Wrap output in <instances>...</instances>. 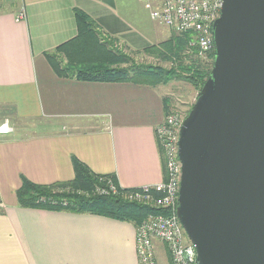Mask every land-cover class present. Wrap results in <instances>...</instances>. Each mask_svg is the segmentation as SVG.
Instances as JSON below:
<instances>
[{
	"label": "crops",
	"instance_id": "crops-1",
	"mask_svg": "<svg viewBox=\"0 0 264 264\" xmlns=\"http://www.w3.org/2000/svg\"><path fill=\"white\" fill-rule=\"evenodd\" d=\"M138 1L0 0V103L25 121L5 118L12 131L0 134V264H139L132 223L21 207L15 194L22 177L43 184L72 179L73 158L97 175H114L121 188L163 179L155 128L173 109L158 84L59 77L44 56L77 35L74 8L92 18L99 37L145 52L141 43L151 33L140 29ZM20 9L24 17L16 20ZM151 30L155 44L172 34Z\"/></svg>",
	"mask_w": 264,
	"mask_h": 264
},
{
	"label": "water",
	"instance_id": "water-1",
	"mask_svg": "<svg viewBox=\"0 0 264 264\" xmlns=\"http://www.w3.org/2000/svg\"><path fill=\"white\" fill-rule=\"evenodd\" d=\"M179 129L176 214L198 264H264V0H222Z\"/></svg>",
	"mask_w": 264,
	"mask_h": 264
},
{
	"label": "trees",
	"instance_id": "trees-1",
	"mask_svg": "<svg viewBox=\"0 0 264 264\" xmlns=\"http://www.w3.org/2000/svg\"><path fill=\"white\" fill-rule=\"evenodd\" d=\"M74 19L77 35L44 53L53 72L59 77L90 82L129 81L152 85L166 84L176 78L185 79L200 90L209 75L214 46L209 53L212 58L209 66L195 56V59H189V64L183 61L185 59L182 55L183 47H186L192 38L189 32H173L171 37L161 43L162 48L155 51L160 55L166 53L167 58L173 56L176 60L172 61L169 69H165L152 64L132 63L130 56L112 46L115 45L112 40L98 36L96 23L83 10L74 8ZM129 61L130 68L121 65ZM166 101H169L168 98ZM166 106L168 107V104ZM73 170L72 179L47 184L35 183L22 177L21 184L15 192L18 206L93 213L130 222L135 228L149 214L159 213L155 207L130 199L127 194L134 188H121L114 175H97L75 158ZM107 178H111L119 190L116 193L99 194L95 187L99 184L106 186ZM0 212H3L1 208Z\"/></svg>",
	"mask_w": 264,
	"mask_h": 264
},
{
	"label": "built area",
	"instance_id": "built-area-1",
	"mask_svg": "<svg viewBox=\"0 0 264 264\" xmlns=\"http://www.w3.org/2000/svg\"><path fill=\"white\" fill-rule=\"evenodd\" d=\"M157 23L176 33L189 32L192 38L187 47L204 63L214 43L212 25L220 15L222 0H140ZM24 17L23 9L16 20ZM211 59V58H210ZM185 114L171 111L156 125L155 133L163 156L164 177L154 184H146L129 191L127 196L159 210L149 214L136 228V252L139 264H157L154 241L163 242L172 264H198L196 249L187 237L176 214L181 164L178 159L179 129ZM12 131L7 120L0 122V134ZM107 185H96L99 194L116 193L119 187L111 178Z\"/></svg>",
	"mask_w": 264,
	"mask_h": 264
},
{
	"label": "rangeland",
	"instance_id": "rangeland-1",
	"mask_svg": "<svg viewBox=\"0 0 264 264\" xmlns=\"http://www.w3.org/2000/svg\"><path fill=\"white\" fill-rule=\"evenodd\" d=\"M138 3L141 5V8H138L139 16L141 18L140 29L142 30L143 34L149 35L151 33L150 38L145 39V41H142V43H141V44L145 43L146 45L148 44V47L144 48L147 51L134 54V53H130V52L126 51L121 46H116L113 44H112V46L115 47L116 49H118L121 53H124V54L130 56L132 59V63H134L136 65L152 64V65L158 66L157 68L162 67L165 69H169V67H171V65H172V61H176V60H174L173 56H171V58L170 57L167 58L166 53L165 54L162 53V55H160L157 52H155V51H158L157 49L162 48L161 43L163 41L155 44L154 42H156V40H159V39H155V37H157L155 32L152 33V30H151V32H149V29H152L155 26L158 29V35H159L162 32L161 28L166 29L167 31H168V28L166 26H158V23L150 17L149 10L143 6V4L140 0L138 1ZM125 13H126V9L124 8L121 11L120 15L125 16ZM172 33H173V31H172ZM187 46H189V45L187 44L186 47H183L184 49L182 48L183 49L182 55L185 58L183 61L185 63L189 64V59L192 60L194 58V56H196V55L193 54L191 52L190 48ZM204 61H205V65L209 66V64L212 63L211 62L212 58L210 59L209 57H206L204 59ZM174 64H175V62H174ZM121 65L125 66V68L128 69V68H130L129 65H131V61H129L127 63L125 62ZM157 92L164 94V96L166 98H168L169 102L170 101L172 102V109L173 110L179 111L180 113L186 115L188 110L191 108L192 104L195 102L196 97L199 94V89L194 87V85L192 83H190L189 81H187L185 79L173 78L166 84L159 83L157 86ZM3 94H4V92L0 93V97L2 99L4 98ZM11 95H15L16 99H20L19 95L16 94L15 91ZM14 109H16V108H14ZM15 112L10 107L8 108V106H6V104L0 103V122L5 120V118H8V120L10 122H13V121H11V118L13 117L15 123L20 124V125H22V124L25 125V121L22 120L18 116V114ZM170 112L171 111H169L168 113H170ZM10 116H12V117H10ZM45 120H46V118L41 119V121H45ZM31 123H34V122H29L28 124H31ZM154 247H155V256H156V263L157 264H172L171 260H170L169 252H168V250H167V248L163 242H161L160 240H155L154 241Z\"/></svg>",
	"mask_w": 264,
	"mask_h": 264
}]
</instances>
